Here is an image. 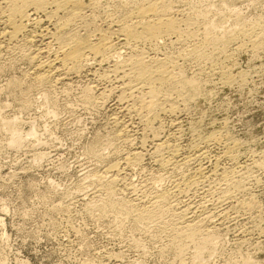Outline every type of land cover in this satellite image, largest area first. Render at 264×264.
<instances>
[{
	"label": "rangeland",
	"instance_id": "rangeland-1",
	"mask_svg": "<svg viewBox=\"0 0 264 264\" xmlns=\"http://www.w3.org/2000/svg\"><path fill=\"white\" fill-rule=\"evenodd\" d=\"M152 1L154 0H136V2L96 0L97 4H100L95 3L97 5L94 6L95 10L93 7L86 9V13L82 14V16L86 14L85 17H79L82 18L81 20L77 18L78 20H75L77 22L70 25L69 32L73 34L78 31L77 35L86 34V37L89 35L88 39L93 40L99 32L110 31L109 35L112 34L111 38L116 40V35L111 33L110 28H115L117 22L125 18L128 11L131 13L140 5L139 3L149 4ZM163 2L164 7L168 8L166 10L180 20L179 25L184 32L181 33V39L179 38L175 43L160 39L155 42L156 45L152 42L139 43L137 46H141L139 49L142 48L141 50L146 52V55L144 54L146 57L149 55L147 60L151 57H153L151 60L171 57L170 59L178 64L174 65L175 71L180 73L179 77L196 80L195 82H199L198 89L197 92H192L187 87L177 90L166 88L163 94L167 97L172 96L169 99L175 101L178 107L176 116L179 119L177 120L179 128L174 129V126H170L171 116L161 114L151 126V131L143 133L142 127L137 123V127H133L136 134L132 137L133 141L130 140L132 143L125 142V137L117 135V128L110 120L116 107L113 105L118 95L116 90L106 98L105 105L97 104L96 107L94 104L91 106L84 103L83 100L81 102L84 88L88 84L91 85V81L96 77L99 78L101 86L109 85V82L98 76L99 74L103 76V72L111 68L112 62L106 61L102 66L86 67L88 69L84 68L86 70L83 69L81 74L67 78L59 84L54 82L52 84L55 85L39 87L31 82L32 79L27 74L31 66L28 54L34 46L25 39L29 35L28 31H25L26 34L22 33L26 36L21 34L17 41L0 49V264H264V0H163ZM59 14L61 17L65 15L63 12ZM189 17L193 23L186 25L182 22V19ZM254 21H261L260 25L253 24ZM46 25L49 27L48 21L44 24L45 27ZM0 26L1 32L3 25L0 23ZM240 30H251L248 31V35L251 33L255 36L239 35L238 39H232L231 44L228 43L222 49L223 52L217 49L218 46L214 42V45L210 42L206 44L207 46L203 45L199 48L200 51L203 49L202 56L197 55L198 53L189 54V50L195 44L203 43L201 40L203 35L211 36L213 32L212 35L217 36L225 33L236 36L237 32L240 34ZM254 40L259 41L253 43ZM257 43H260V46ZM54 47L55 45L52 48ZM123 52L124 55L121 57L127 56L129 50ZM211 53H216L217 56ZM220 69L223 71L226 69L224 72L226 75L217 72ZM12 82H16V86ZM41 89H46L49 93ZM82 103L88 105L85 107ZM167 104L168 102L165 106ZM125 119L132 120L135 126V119L129 120L128 117ZM173 133L178 137L176 140L173 138V142L178 145L179 159H182L181 156L185 158L190 155L193 158L186 165L178 166L179 171L176 169L170 172L160 166L158 169L152 151L155 140L172 136ZM115 135L122 141H115L117 138ZM219 135L221 138L217 137ZM206 136L210 139H206ZM16 138L17 143L14 142ZM104 140H108L110 146L107 143L105 145ZM103 144L107 147L104 148ZM206 144V153L203 156H196V152L198 153ZM98 147L105 149V153L102 151V154H105L102 155L103 158L97 154L101 151H97ZM137 147L141 148L143 157L138 165H133V168L122 166L124 182L150 184L154 181L156 184H152L155 185V189L159 190L161 187V191L166 188L165 191L169 192L176 180L189 177L200 167L205 166V169L213 170L217 163L218 167L215 166L216 169L214 168L212 173L209 172L210 178H199L196 184L184 187L183 195L180 196L181 201L194 203L201 198L200 195L203 196L202 192L207 190L204 195L206 202L217 205L206 213L207 215L211 213L209 219L214 218L213 223L222 222V224L210 227L208 233L202 232L200 239L197 238L199 235L195 238L198 241L204 240L201 244L205 243L207 247L203 245L205 248L202 246V251L201 247H197L201 246L200 241L196 243L195 240L194 242L190 240L191 243H187V238L184 236H179L180 238L176 236L172 227L175 218L172 221L173 216L170 212L162 214L165 217L159 215L164 218L156 217L157 222H152L155 218L150 219V222L146 221L149 224L147 225L144 221L133 220L134 214L126 215L124 212L109 211L108 208L102 211L97 207H100L106 200L104 198L108 197L101 186L100 195H104H101L100 201L98 197H94L96 199L92 201L93 197L89 194L98 187L96 185L98 183L95 184L91 177L99 174L98 171L103 166L109 165V162H118V160L121 162L123 157ZM90 149H97L96 154L95 150ZM229 154L231 155L227 156ZM222 174L229 175L225 176H228L227 180L234 179L230 177L231 174L237 176L236 179L242 177L239 178L242 179L240 180L242 187L237 191L231 188L235 190H232L234 194L231 193V198L227 200L224 198L222 200L224 202L220 204L221 199L217 189L225 184ZM201 179L204 180L200 181ZM206 184L210 186L207 187ZM140 188L138 186L137 192ZM119 191L115 190L112 195L114 200H117L116 197L125 196ZM123 197L118 200L123 201ZM90 200L93 204L96 202V205L91 206ZM246 203H249L248 205L251 203L252 207L246 206ZM100 211L106 213L102 214ZM224 211H227L225 213L228 217L224 215ZM173 235L176 238L175 242ZM205 236L208 238L204 239ZM177 238L184 239L178 241ZM176 241L186 245L185 247L180 245L182 252L177 247L179 243ZM193 243H196V246ZM247 256L249 258H245Z\"/></svg>",
	"mask_w": 264,
	"mask_h": 264
},
{
	"label": "bare ground",
	"instance_id": "bare-ground-1",
	"mask_svg": "<svg viewBox=\"0 0 264 264\" xmlns=\"http://www.w3.org/2000/svg\"><path fill=\"white\" fill-rule=\"evenodd\" d=\"M1 1H0L1 2L0 3V23L3 25V29L0 32V49L4 48L5 45H7L9 43L17 41V38H19V36L23 32H25V31L29 32V35L25 39H27V42L34 45L33 46L34 48L32 47L30 49L29 54H28L31 66H30L29 73H27V74H29L30 78L32 79V81H31V79L29 81H31L35 86L49 87L54 82H57L59 84V82H63L67 78L70 79V77H72L74 75H79V73L81 74V72H83V69L86 67H89V66L93 67L94 65L102 66V64L104 62L110 61V62H112V66H111V68H108L109 70H107V72H103V74H102L103 76H101V74H99L100 76H98V73L96 74L98 77H100V78L102 77L105 81L109 82V85L108 86H101L99 83V78L96 79L97 78L96 77L93 81H91V83H92L91 85L88 84V86L86 88H84L85 91L81 96L83 98V99H81V102L83 100L84 103H88L90 105L94 104V105H96V107H97V104L105 105L106 98H109L108 96H110L112 93H114V90H116L118 95H117L115 104H113L114 107L115 106L116 107H115V109H113L114 112L111 114L112 119H110V120L112 121L114 126L117 128L116 129L117 132L115 131L117 133V135H119L122 138L125 137V139H124L125 142L126 141L130 142V140L133 141L132 137L136 134V132H135L136 130L134 129L135 130L134 131L133 127L136 128L137 123L139 124V126L142 127L143 133L151 131L152 130L151 126L157 120L158 117H161L160 116L161 114L171 116V123H170L171 125L170 126H174L175 127L174 129H177L176 128V127H178L177 126V124H178L177 120L179 121V119H177L176 110H178L177 109L178 107L176 106L175 101H173L172 99L171 100L169 99V97H172V96L167 97L166 95L163 94V92L168 87H169V89L173 88L175 90H177V88L179 89L182 87L183 88L187 87L188 90L190 89V91L195 92L198 89L199 82L197 83V82H195L196 80L194 81L191 78L186 79V77H183V78H181V76L179 77L180 73L175 71V68H176L175 65H178V64H175L176 61L173 59H170L171 57L170 58H159L158 57V59H153V60H151L153 58V57H151V58H148V60H147V57L149 55L147 54L148 56L146 57L145 56L146 52L144 53L143 52L144 50L143 51L141 50L142 48L139 49L141 46L140 47L137 46V45H139V43H152V42L155 43L158 40L160 41V39L170 41V43H173V42L175 43L180 38L181 33L183 32V30L180 28V25H179L180 20L177 19L174 15H172L171 12L166 10L167 6H166V8L164 7L163 0H154L152 2H149V4L139 3L140 5L135 7V9H133V11L131 13H129V11H128L129 15L127 14V16H125V18H122V20L117 22L115 28H110L112 30L111 33H114L116 35V37H115L116 40L111 38L112 34L109 35L110 31H109V33L105 32V31H103L101 33L97 32L98 34L95 35V38L93 37L94 39L92 38L93 40L88 39L89 35H87V37H86L85 36L86 34L84 35L85 37L77 35L76 33H79L77 30H75V32L76 31L77 32L76 33L73 32V34L69 32L71 30V28L69 30V27H71L70 25L77 22V21H75L77 18L85 17L86 14L83 16H82V14H84L86 9H88L89 7L94 8V6H97L100 4V3L97 4L98 2H96V0H89V2H87V3L85 2L87 0H50L51 2H48L46 0H1ZM133 1L136 2V0H133ZM95 3L97 5H95ZM106 5H107V3H106ZM128 7H130V6H128ZM223 9H225V8H223ZM94 10H95V8H94ZM130 10H132V9H130ZM87 11H89V10H87ZM61 12H63L65 14L63 17L59 16L60 15L59 13H61ZM89 12H91V11H89ZM254 19H256V18H254ZM243 20H245V19H243ZM46 21H48L49 27H47V25H46V27L44 26ZM191 21H192V19L190 17L186 18L185 20L182 19V22H185L186 25H190L191 23H193V21L192 22ZM259 22H261V21H254L253 24H255V23L257 24ZM251 24H252V22H251ZM259 25H260V23H259ZM221 26H223V25H221ZM245 26H247V25H245ZM254 26H256V25H254ZM220 28L222 29V27H220ZM239 28H241V27H239ZM258 28H257V30H258ZM73 29H75V28H73ZM242 29L246 30L244 27H242ZM202 30L205 31L204 29H202ZM99 31H101V30H99ZM248 31H251V30H247V31H241L240 30V34H238V32H239V29H238V32L237 33L235 32L237 34V35L235 34L236 36L232 35V33L226 34L225 31L224 32L222 31L225 34H221L220 36H217L215 34L212 35L213 32L211 33V36L203 35L204 37L201 38V40H203V43L195 44L191 49L189 48L190 50L188 49L190 51V53H189V51H188V53L190 55H191V53H195V54L198 53L197 55L201 54V56H202V54L204 53V52H202L203 49H201V51H200L199 48L203 45L209 44L210 42H212L211 44H213V42H214V44H216L218 46L217 49H220L222 51V49H224L226 47V45L232 41V39H234V40H235V38L238 39L239 35L246 36V37L250 36L251 33L248 35ZM26 32L24 34H26ZM208 32H206V34ZM258 32H259V30H258ZM188 33L191 34V32H188ZM203 33H205V32H203ZM217 33H218V31H217ZM24 34H22V35H24ZM258 34L256 33V35H258ZM195 35H197V34H195ZM24 36H26V35H24ZM251 36H255V35H251ZM258 36H260V35H258ZM185 37H187V36H185ZM256 38H255V40H256ZM241 39H243V38H241ZM250 39H252V38L250 37ZM255 40L253 43H256L257 41H259V40H257V41H255ZM187 41H189V40H187ZM261 41H263V40L261 39ZM36 42H37V44H35ZM156 44L157 43H155V45ZM245 44H247V43H245ZM257 44H259V46H260V43H257ZM257 44H255V45H257ZM53 45H55L54 48H52ZM239 46H236V48ZM252 46H254V45H252ZM188 47H190V46H188ZM124 49L129 50V53H126L127 56L121 57V55L122 56L124 55V54H122V52L125 51ZM212 50H215V49H212ZM253 51H255V50H253ZM172 52H174V51H172ZM123 53H125V52H123ZM183 53H184V51H183ZM213 54L216 55V53H213ZM213 54L211 53V55H213ZM180 55H182V54H180ZM230 56H232V55H230ZM257 56L260 57V55H257ZM166 57H168V55ZM187 57H189V55ZM223 59H225V58H223ZM199 60H201V59H199ZM192 62H194V61H192ZM214 64H216V63L214 62ZM221 68H222V66H221ZM86 69H88V68H86ZM86 69H84V70H86ZM177 69H178V67H177ZM212 69H215V68H212ZM99 70H102V69H99ZM225 71H226V69H225ZM225 71L220 69L217 72H221L220 74L223 75V74H225L224 73ZM215 72H216V70H215ZM227 77L229 78V76H227ZM227 77H225V78H227ZM232 78H235V76L234 77L232 76ZM223 80H226V79H223ZM232 82H234V81H232ZM12 84H15L14 86H16V82L15 83L12 82ZM52 85H55V84H52ZM35 86H34V88H36ZM200 87H202V86H200ZM188 90L186 89V91H188ZM20 91H22V90H20ZM42 91L48 92V90H46V89L42 90ZM24 96H26V95H24ZM167 102H168V104L165 106V104ZM77 103H79V102H77ZM84 103H82V104L85 105V107H86L88 104H84ZM96 107L94 106V108H96ZM114 107H112V108H114ZM24 109H26V108H24ZM75 110H77V109H75ZM53 117H55V116H53ZM127 117L129 118V120L130 119L136 120L135 121L136 123H134L135 126H133L132 120H130L131 122L126 121L127 119H125V118H127ZM171 128H173V127H171ZM16 130H18V129H16ZM115 132H114V134H116ZM117 135H115V137ZM171 135L172 136L166 137L164 139L162 137L160 139L155 140L156 142L153 143V146H154V144H155V146H154V149L152 151V154L154 155L155 162L158 164V169L160 166L164 169H167V171L173 172L176 169H178V171H179L180 167L179 168H177V167L180 165L184 166V164L186 165L188 162H191L193 157L191 155L187 156V157L185 156V158H183L181 156L182 159H179L180 157L178 155L179 154L178 153V151H179L178 145L176 144V142H173L174 139L176 140L178 137L176 136V133H173ZM210 137H212V136H210ZM217 137H220V135ZM217 137H214V138H217ZM117 138H118V136H117ZM117 138H115V141L116 140L122 141V139H119V138L117 139ZM144 138H146V137H144ZM207 138L208 137L206 136V139ZM18 139H19V137H18ZM142 139H143V137H142ZM208 139H210V138H208ZM16 140H17V138L14 140V142ZM104 141H105V145L110 143V142L107 143L108 140L107 141L104 140ZM120 141H118V142H120ZM118 142H116V143H118ZM15 143H17V142H15ZM96 143H98V142H96ZM113 143H111V145ZM116 143H114V144H116ZM130 143H132V142H130ZM130 143H128V144H130ZM229 144H231V143H229ZM105 145L103 144L104 148L107 147ZM100 146H101V144H100ZM108 146H110V144ZM234 147H236V146H234ZM95 148H96V146H95ZM102 148L99 149V147H98V150L97 149H92V150H95V154L97 151L101 150L97 154H100L101 156L102 155L105 156V154H102V151H104L105 149L102 150ZM230 148H233V147L230 146ZM230 148H228V150H231ZM115 149H116V147H115ZM206 149H207V144H206V146L202 147L200 150L198 149L199 151H198V153L196 152V154H197L196 156H198V157L203 156L206 153ZM228 150H227V152H228ZM128 152H130V150ZM104 153H105V151H104ZM224 153H226V151ZM235 153L238 154L237 152H235ZM142 155H143V153H142L141 148L137 147L136 149H133V151H131L129 153V155L123 157L121 162H119L120 160H118V162H113V163L109 162L108 163L109 165L103 166V168L100 171H98V172H100L99 174H95L94 176L92 175L93 177H91V178H93V179H91V180L93 182L95 181V184L98 183L96 185H98V187L100 188L99 189L98 187H96L98 190H96V188H94L95 190L94 191L92 190L91 193L89 194L91 197H93L92 201H93V199L94 200L96 199L94 197H98L99 201L101 200L102 196L104 195V194H101L102 196L100 195V193H102L101 187H103L104 192L107 194L106 197H108V198H104L105 197L104 196L103 198L106 199L105 202H103V203L101 202L102 204L100 205V207L96 206L97 208L102 209V211L103 210L106 211L108 208L109 211L110 210L119 211L118 213L124 212L126 215L127 214H134L135 219H134L133 215H131V217H133V220L137 219L139 221H144V222H146L148 220L150 222V219L155 218V221L152 220L153 223L157 222L156 217H159V215L166 214V212L168 214V212H170L171 215L173 216L172 221L174 218L175 219H174V222L172 224L173 226L170 223H168V224H170V226L173 227V230L175 231L176 236H178V237L184 236L185 238H187V241H188L187 243H191L190 240H192L193 242L195 240L196 243L200 241L201 246H197V247H199V248L201 247L200 250L202 251V246L205 243L201 244V241L203 242L204 240L198 241L195 238L199 235L197 238L200 239V235L202 234V232L203 233L207 232L210 229V227L222 224V222L219 224L213 223L214 221H212V220L214 218H212V220L209 219L210 218L209 214H211V213L209 212L208 215L206 213L207 211H211L213 209L214 205H216V204H213L212 202H210V203L206 202V198H204V195L207 192V190L202 192L203 196L200 195L201 198L197 202L195 201L194 203H192L191 201L190 202L189 201L187 202L184 200L181 201L180 196L184 192L183 191L184 187H188L189 185L196 184V182L198 181L199 178L209 177L210 176L209 172L212 173L213 170L216 169L215 166L218 167L217 163H215V165H214L215 169L213 168V170H210V169L207 170V168L205 169V166H204V168L200 167L197 170H194L193 174L189 175V177H185L183 179L180 178L181 180H176L173 183L171 190L169 192H166L165 191L166 188H164V191L160 190L161 187L159 190L155 189V187H154L155 185L153 186V184H152V183H154V181L152 183L150 182V184H147L146 182L145 183L142 182L139 184L133 183L131 181L124 182L125 176H122V166H124L123 168H127V167L133 168L134 164H137L139 162V160L141 161V159L143 157ZM230 155L231 154H229L227 156H230ZM257 155H259V154H257ZM101 156H97V157H101ZM222 156H224V158H227L225 155H222ZM102 158H103V156H102ZM258 160H260V159H258ZM259 162H257L258 165H259ZM236 163H237V161H236ZM257 163H255V165ZM183 166H181V168ZM198 166H200V165H198ZM206 166H208V165H206ZM262 166H263V164H262ZM208 167H210V166H208ZM259 167H261V166H259ZM233 169H235V168H233ZM223 173H225V171ZM226 173H228V172H226ZM236 173H238V172H236ZM242 174H240V175H242ZM226 175H228V174H226ZM226 175L222 174V176H224V178H225V180H224L225 184L222 187H219V189H217V190H219L218 195L221 199V200H219L220 204H221L222 200H224V198H226V200H227V198H231V193L234 194L233 191H235V190L232 189L233 190L232 191L231 188H234L237 191L240 189V187H242V186H240L241 182H242L240 180H242V179H239L242 177L239 176V178L236 179L237 176L234 177V176H231L232 175L231 174L230 177H233L234 179L230 178L231 179V181H230V179L229 180L226 179L229 175L227 177H225ZM183 176H186V175H183ZM84 179H85V177H84ZM256 179H258V178H256ZM203 180L204 179H201L200 181H203ZM155 181H157V180H155ZM221 183H223L222 179H221ZM154 184H156V182ZM200 184H202V183H200ZM207 185L208 184H206V186ZM138 186H140L142 188V189L140 188L141 193H140V191L137 192ZM209 186H207V187H209ZM204 188H205V186H204ZM243 189H245V188L243 187ZM115 190H120L121 193H123L125 195L124 196L125 198L122 196L123 201L118 200V199L122 198L121 196L119 198L116 197L117 200L113 199L112 195L114 194ZM208 191H210V190H208ZM118 193H116V194H118ZM99 196H101V197H99ZM219 197H217V199ZM182 199H185V198L182 197ZM207 200H209V199H207ZM92 201L90 200L89 202L92 203ZM216 201H218V200H216ZM248 202H251V201H248ZM214 203H216V202H214ZM237 203L242 204V202H237ZM251 203H253V202H251ZM251 203H250V205H252ZM94 204L92 203L91 206H94ZM248 204L246 206L252 207ZM243 205H245V204H243ZM86 206H89V205H86ZM96 207H94V209ZM89 209H92V208H89ZM214 210H216V209H214ZM102 211H100V213ZM109 211H107V212H109ZM104 212H102V214ZM225 212H227V211H224V213ZM203 213H204V215H203ZM215 213H217V212H215ZM220 213L224 214L223 212H220ZM224 215L227 216L226 213ZM125 216H124V218H125ZM162 216H164V215H162ZM162 216L159 218L161 219V218L165 217V216L164 217H162ZM218 216H220L219 213H218ZM127 217H130V216H127ZM214 217H216L215 214H214ZM222 219H225V218H222ZM226 219H228V218H226ZM219 221H217V222H219ZM222 221H224V220H222ZM152 222H151V224H152ZM159 224H161V223H159ZM162 224H164V223H162ZM136 225H137V223H136ZM147 225H149V224L147 223ZM258 227H259V225H258ZM169 229H170V227H169ZM208 236H205L206 238H204V239H207ZM172 238H175L174 235L172 236ZM183 239L177 238L178 241L183 240ZM211 239H213V238H211ZM174 240H176V238L173 239V241ZM173 241H170V242H173ZM178 241H176V242H178ZM184 241H182V242H184ZM178 243H179V246L177 245V247L182 252V250H181L182 248H180L181 241ZM196 243H193V244H195V246H196ZM173 244H175V243H173ZM209 244H212V243H209ZM174 246L176 249L177 248L176 245H174ZM174 246H173V248H174ZM181 246L185 247L186 245H181ZM204 246L207 247L206 245H204ZM204 246H203V248H205ZM199 248H198V250H199ZM179 249H176V250L179 251ZM212 250H213V248H212ZM199 256H201V255H199ZM245 258H249V257L247 256ZM199 259H201V258H199ZM248 261H250V260H248ZM248 263H250V262H248Z\"/></svg>",
	"mask_w": 264,
	"mask_h": 264
}]
</instances>
